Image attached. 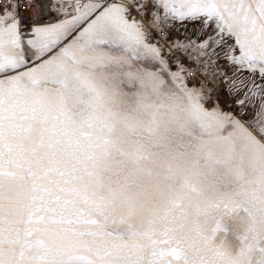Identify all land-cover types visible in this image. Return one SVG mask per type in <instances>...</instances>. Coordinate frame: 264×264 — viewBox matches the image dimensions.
<instances>
[{"label":"snow or ice","instance_id":"obj_1","mask_svg":"<svg viewBox=\"0 0 264 264\" xmlns=\"http://www.w3.org/2000/svg\"><path fill=\"white\" fill-rule=\"evenodd\" d=\"M0 264H264V0H0Z\"/></svg>","mask_w":264,"mask_h":264}]
</instances>
